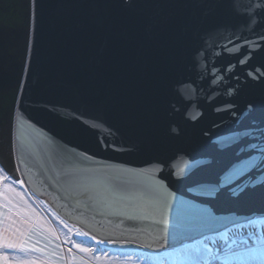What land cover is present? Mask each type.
<instances>
[{"label": "water", "instance_id": "obj_1", "mask_svg": "<svg viewBox=\"0 0 264 264\" xmlns=\"http://www.w3.org/2000/svg\"><path fill=\"white\" fill-rule=\"evenodd\" d=\"M0 159L114 250L264 219V0H0Z\"/></svg>", "mask_w": 264, "mask_h": 264}, {"label": "rangeland", "instance_id": "obj_2", "mask_svg": "<svg viewBox=\"0 0 264 264\" xmlns=\"http://www.w3.org/2000/svg\"><path fill=\"white\" fill-rule=\"evenodd\" d=\"M0 168L4 170L3 175L11 178L2 163ZM21 181L19 178H11L9 183L14 191L6 193L4 186L0 185V233L6 228L16 235L23 233L21 239L27 238L29 246L43 251L31 252L26 257L24 253L15 250L0 249V254L6 255L10 264L26 258L47 261V264H203L204 258L197 257L195 250L205 246L211 249L215 257H223V248L228 246L237 254L228 262L209 257L210 264H259L258 259L250 257L249 249H257L258 239L264 237V226L261 224L264 219H256L254 228L248 226V223L237 225L221 234L164 253L111 250L97 244L88 235H78L83 232L68 224L44 201L33 196ZM76 244L90 248V251L81 252Z\"/></svg>", "mask_w": 264, "mask_h": 264}, {"label": "snow or ice", "instance_id": "obj_3", "mask_svg": "<svg viewBox=\"0 0 264 264\" xmlns=\"http://www.w3.org/2000/svg\"><path fill=\"white\" fill-rule=\"evenodd\" d=\"M74 171H82L81 169H68V172H74ZM83 171H90V170H83ZM4 170L0 168V185L4 186V192L14 191V189L11 187V183L9 181L11 178L7 175H3L2 173ZM22 183V181L20 182ZM84 192L89 193L95 188V182L89 180L88 178H84V181L80 185ZM121 192L120 186L111 183L110 180L104 181V192L101 196V199L99 200V203L104 204L105 206H111V200L109 199L110 196H117ZM140 195H143L141 193ZM171 194L168 193L167 197L170 198ZM90 199L93 197L90 195ZM152 199L162 203L166 206L167 204V198L160 196L159 194H153ZM161 223L164 221L161 220ZM257 221L256 220H249L248 226L255 227ZM262 226H264V220L261 221ZM19 231V230H16ZM23 233H20V235H16L9 231V229H5L3 233H0V249L2 250H15L20 253H24L27 257L29 253L31 252H42L43 250L40 248H34L29 246L27 238L21 239L20 237L23 236ZM78 235H84L87 236V233H78ZM163 238V237H162ZM92 239H95V237H92ZM104 243L103 241H97V244ZM259 246L257 249H249V255L253 259H258L259 264H264V237H261L258 239ZM77 248L80 249L81 252H88L90 251V248H83L79 244L75 245ZM69 252H71V249H69ZM224 256L223 257H215L214 253L209 249L207 246H205L203 249H197L195 250V255L197 257L204 258L203 264H210L209 257L216 258V259H223L226 262L231 261L234 257H236L237 254L233 253L231 250V246L224 247L223 248ZM191 254V253H190ZM0 262L2 264H10V261L8 260V257L6 255L0 254ZM16 264H47V261H38L36 259H24V260H17ZM81 264H84V262H81ZM199 264V262H197Z\"/></svg>", "mask_w": 264, "mask_h": 264}, {"label": "flooded vegetation", "instance_id": "obj_4", "mask_svg": "<svg viewBox=\"0 0 264 264\" xmlns=\"http://www.w3.org/2000/svg\"><path fill=\"white\" fill-rule=\"evenodd\" d=\"M2 163V161H1V159H0V164ZM103 246V245H102ZM103 247H105V246H103ZM105 248H107V247H105ZM108 249H111V250H114V249H112V248H108Z\"/></svg>", "mask_w": 264, "mask_h": 264}, {"label": "trees", "instance_id": "obj_5", "mask_svg": "<svg viewBox=\"0 0 264 264\" xmlns=\"http://www.w3.org/2000/svg\"><path fill=\"white\" fill-rule=\"evenodd\" d=\"M15 100V99H14ZM14 105V102L13 103H11V104H9V106H13Z\"/></svg>", "mask_w": 264, "mask_h": 264}, {"label": "bare ground", "instance_id": "obj_6", "mask_svg": "<svg viewBox=\"0 0 264 264\" xmlns=\"http://www.w3.org/2000/svg\"><path fill=\"white\" fill-rule=\"evenodd\" d=\"M251 240V239H250Z\"/></svg>", "mask_w": 264, "mask_h": 264}]
</instances>
